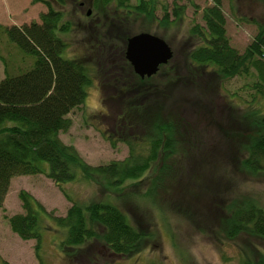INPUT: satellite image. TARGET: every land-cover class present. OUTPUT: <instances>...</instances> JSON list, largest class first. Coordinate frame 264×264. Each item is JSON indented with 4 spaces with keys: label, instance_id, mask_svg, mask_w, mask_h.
<instances>
[{
    "label": "rangeland",
    "instance_id": "374dc122",
    "mask_svg": "<svg viewBox=\"0 0 264 264\" xmlns=\"http://www.w3.org/2000/svg\"><path fill=\"white\" fill-rule=\"evenodd\" d=\"M210 4V0H156L157 19L148 21L141 14L120 25L130 34L128 38L147 32L163 39L172 51L169 62L183 68L189 49L198 43L191 27L203 24L202 9ZM62 5V20L70 28L60 34L67 42L63 55L83 59L90 82L83 105L68 114L71 126L59 137L91 165L122 160L128 154L127 145L111 143L107 137L113 114L102 104L103 84L91 62L98 53L88 58L92 41L96 47L103 28L112 22L111 16L97 14L91 0H63ZM174 7L180 11L178 16L173 15ZM164 8L169 22L160 23ZM222 9L230 43L243 51L258 26L264 25V3L225 0ZM46 10L38 1L0 0V79L5 69L15 72L29 62V57L21 56L8 40L4 28L39 22V14ZM95 31L100 35L94 37ZM116 45L120 50L121 43ZM245 82L248 79L222 82L210 68L195 86L188 78L189 86L181 87V92L190 97L187 100L192 106L184 105L170 113L174 126L171 136L182 152L178 149L169 157L161 155L141 178L127 180L119 189L94 178L79 177L57 186L42 173L13 176L0 207V264H241L246 258H259L264 253V237L245 230L228 236L227 210L231 204L253 201L264 210V171L249 173L242 166L246 156L243 144L255 133L264 132V100L246 103L243 99L247 94L241 88ZM236 91L238 95H232ZM248 112L256 117L247 116ZM20 190L43 207L38 249L34 239H21L9 225V217L24 213ZM100 200L116 204L141 233L133 252L125 256L112 253L98 226V237L73 247L61 244L66 228L54 217L64 216L73 202L88 205Z\"/></svg>",
    "mask_w": 264,
    "mask_h": 264
},
{
    "label": "trees",
    "instance_id": "16d2710c",
    "mask_svg": "<svg viewBox=\"0 0 264 264\" xmlns=\"http://www.w3.org/2000/svg\"><path fill=\"white\" fill-rule=\"evenodd\" d=\"M33 1L47 7L39 14V22L4 28L8 40L16 45L21 56L29 57V62L15 72L5 69L0 79V207L13 176L42 173L57 186L80 178H94L119 189L125 181L141 178L161 155L169 157L178 149L182 152L171 136L174 126L170 123V113L178 108L182 110L184 105L192 106L181 87L189 86L188 78L195 86L208 68L222 82L248 79L241 87L247 94L243 99L246 103L264 100V25L258 26L251 41L239 51L227 35L222 9L225 0H210L211 4L202 9L203 24L193 25L190 30L198 43L189 49L184 67L168 61L159 66L155 76L147 78L136 75L126 60L125 43L130 34L120 24L141 14L148 21L157 19L156 0H91L97 14L112 19L109 27H102L101 36L96 31L93 33L94 37L99 36L98 42L95 47L92 41L88 50L89 60L98 53L91 62L103 84L102 104L113 114L107 122L110 128L107 137L111 143L121 141L128 147V154L122 160L91 165L73 145L59 137L60 132L71 126L68 114L84 103L90 82L88 66L83 59L63 55L67 42L60 34L70 29L62 20L63 0ZM166 11L164 8L160 23L169 22ZM178 12L174 7L173 15L178 16ZM115 42L121 43L120 50ZM157 76L162 78L153 81ZM247 116L256 117L253 112ZM243 148L244 169L249 173L264 171V132L255 133ZM19 198L24 213L9 217L10 228L21 239H34L38 249L39 216L43 207L25 190H20ZM227 211L228 236L245 230L264 237V210L259 205L241 201L231 204ZM54 220L66 228L61 242L65 247L98 237L95 226L101 227V239L117 255L133 252L142 237L123 211L109 200L88 205L73 202L64 216H55ZM241 264H264V253L255 260L246 258Z\"/></svg>",
    "mask_w": 264,
    "mask_h": 264
},
{
    "label": "water",
    "instance_id": "95a60500",
    "mask_svg": "<svg viewBox=\"0 0 264 264\" xmlns=\"http://www.w3.org/2000/svg\"><path fill=\"white\" fill-rule=\"evenodd\" d=\"M171 56L169 45L156 35L140 32L126 41L125 58L133 72L141 78L155 74L159 66L167 64Z\"/></svg>",
    "mask_w": 264,
    "mask_h": 264
}]
</instances>
